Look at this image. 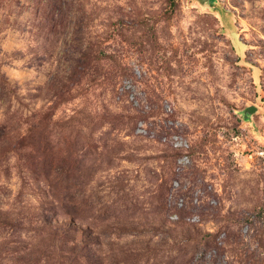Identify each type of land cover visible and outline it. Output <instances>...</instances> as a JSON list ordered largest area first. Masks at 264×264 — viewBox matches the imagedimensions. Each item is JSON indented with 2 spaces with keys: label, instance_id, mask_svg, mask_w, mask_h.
I'll list each match as a JSON object with an SVG mask.
<instances>
[{
  "label": "rangeland",
  "instance_id": "rangeland-1",
  "mask_svg": "<svg viewBox=\"0 0 264 264\" xmlns=\"http://www.w3.org/2000/svg\"><path fill=\"white\" fill-rule=\"evenodd\" d=\"M0 264H264V0H0Z\"/></svg>",
  "mask_w": 264,
  "mask_h": 264
},
{
  "label": "built area",
  "instance_id": "built-area-1",
  "mask_svg": "<svg viewBox=\"0 0 264 264\" xmlns=\"http://www.w3.org/2000/svg\"><path fill=\"white\" fill-rule=\"evenodd\" d=\"M130 85H131L130 82H126L124 85V88H127L128 90H130V88H132Z\"/></svg>",
  "mask_w": 264,
  "mask_h": 264
},
{
  "label": "water",
  "instance_id": "water-1",
  "mask_svg": "<svg viewBox=\"0 0 264 264\" xmlns=\"http://www.w3.org/2000/svg\"><path fill=\"white\" fill-rule=\"evenodd\" d=\"M254 109L247 110V113H253Z\"/></svg>",
  "mask_w": 264,
  "mask_h": 264
}]
</instances>
